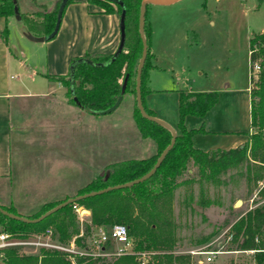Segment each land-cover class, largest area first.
Listing matches in <instances>:
<instances>
[{
	"label": "rangeland",
	"instance_id": "1",
	"mask_svg": "<svg viewBox=\"0 0 264 264\" xmlns=\"http://www.w3.org/2000/svg\"><path fill=\"white\" fill-rule=\"evenodd\" d=\"M16 3L21 12L27 4L31 9L29 12L40 14L51 10L55 0H16ZM9 18L12 24L5 40L9 39L11 52L24 63L16 72L21 76L35 64H38V72L43 71L41 52L35 51L36 57L30 54L33 42L21 35V23L13 16ZM145 18L150 27L149 46L160 54L154 75L159 87L173 89L177 96V90L193 88L197 82L205 87H216L212 91L218 93L223 89L221 81H227L231 83L230 90L239 89V97L244 103L240 99L236 115L230 114L228 109L218 115H224L226 120L235 119L241 132L247 131L249 116L245 97L250 86L248 75L253 71L248 65V40L264 29V0H177L170 5L149 4ZM28 86L40 92L53 91L50 97L54 107L39 113L54 121V127L47 128L50 132L46 139L52 137L55 141H44L46 143L40 146L41 154H48L47 166H43L40 179L29 181L24 178L25 182L23 179L21 184L14 186L19 213L31 214L48 201L73 195L114 161L146 158L154 152L152 141L138 134L131 118L132 94L124 95L111 112L95 116L85 114V119L76 122L68 118L75 108L66 104L63 88L47 81L29 82ZM222 96V108L232 103L229 99L224 101L225 96ZM232 96L233 93L229 98ZM153 101L159 107H166L168 124H175L177 109L168 95L164 91L157 92ZM222 127L217 125V129H224L225 124ZM251 133L252 130L246 132L243 143L247 148ZM231 138L211 137L206 143L207 146L226 145ZM247 158L241 167L230 168L212 180L183 184L173 190L168 203L163 206V214L170 221L167 229L174 240L173 250L219 249L221 252L207 264H227L229 261L253 264L251 257L255 251L237 250L228 237L230 224L238 216L264 202V195L259 193L264 184V167L252 163L249 155ZM188 173L192 171L188 170ZM3 187L6 191L7 187L0 185L1 190ZM6 194L8 196L9 191ZM236 200L242 201L238 207H234ZM80 207L87 211L81 220L78 219L81 223L87 220L89 210L83 205ZM53 234L56 237V233ZM89 238L87 236L83 241L84 245H89ZM114 246L107 244L103 246L104 251L113 250ZM19 252L33 255L37 250L19 249Z\"/></svg>",
	"mask_w": 264,
	"mask_h": 264
},
{
	"label": "trees",
	"instance_id": "2",
	"mask_svg": "<svg viewBox=\"0 0 264 264\" xmlns=\"http://www.w3.org/2000/svg\"><path fill=\"white\" fill-rule=\"evenodd\" d=\"M60 1L55 0L51 10L40 14L19 12L18 21L22 24L25 33L43 37L52 33L56 27L58 29L60 22H57V13ZM72 1L74 0H65L64 8ZM85 1L97 4L104 14L113 13L119 16L124 8V42L119 55L109 62L112 53H84L71 61L76 63L72 68L71 81L69 72L65 75L46 74V77L66 88L65 96L68 103L92 116L103 114L102 112L109 109L119 96L122 98L124 95L132 94L131 118L135 122L138 134L152 141L154 152L146 158L114 161L106 165L102 175L91 178L73 195L48 201L40 210L31 214L23 215L12 205L0 203L1 208L13 215L32 219L67 198L138 178L151 169L162 149L171 139V134L164 126L142 118L134 102L135 68L141 55V40L137 32L141 0ZM12 5V0H0V16L4 18L5 23L10 16L14 17ZM144 19L143 35L147 43V54L141 68L140 95L146 113L154 116L143 102L144 94L148 91L145 82L152 58V53L149 52L150 27L147 19L145 17ZM55 34L49 40L53 39ZM7 35L8 29L5 27L0 31V39L6 41ZM100 63L104 64L100 65ZM253 64L259 66V71L254 80L250 78V83L253 84L249 89V125L252 133L248 148L246 144L227 150L216 148L203 151L194 148L191 143L192 136L206 131L203 124L194 129L186 128L185 116L202 117L218 101V93L212 90L190 92L179 89L175 141L157 169L145 180L131 184L130 187L114 188L81 197L38 221L14 220L0 213V228L14 237H26L50 228L61 242H67L71 237L81 233L82 236L75 237L74 241L76 245L84 247L86 245L83 241L87 236L91 238L96 227L107 228L114 224H122L133 239L134 249L156 252L153 261H149L148 264H197L199 255L173 250L174 240L167 229L170 221L163 214V206L168 203L173 190L180 185L212 180L217 174H224L230 168L241 167L248 160V155L252 163L264 167V29L248 40V65L251 68ZM188 170L192 173L189 174ZM185 175L187 178L184 177ZM259 193L264 195V184ZM74 205H83L89 210L86 221L79 222L72 209ZM229 234L237 250H255L251 257L253 264H264V202L238 216L230 224ZM19 249L17 246L3 248L0 251V259L5 264H68L66 254L57 250L40 248L37 253L26 255L20 253ZM76 261L79 264H137L134 257L127 254L87 256L76 258ZM227 264L242 263L229 261Z\"/></svg>",
	"mask_w": 264,
	"mask_h": 264
},
{
	"label": "crops",
	"instance_id": "3",
	"mask_svg": "<svg viewBox=\"0 0 264 264\" xmlns=\"http://www.w3.org/2000/svg\"><path fill=\"white\" fill-rule=\"evenodd\" d=\"M24 5L25 9L22 12L17 5L19 12L26 13L31 10L27 4ZM16 22L19 23L18 20ZM59 22V27L54 38L43 42H36L26 38V33L21 24V35L29 42H33L31 44H34L32 45L33 48L30 54L36 57L35 51L41 52V65L44 67L41 72L36 70L38 64H35L20 76L16 71L24 66L23 61L11 52L9 39H6V41L0 39V185L7 187L6 191L4 187L2 190L0 189V203L12 205L16 209L19 205L16 196L13 194L14 186L21 184L24 178H28L29 181L36 178L40 179L43 174L42 170L47 166L46 160H48V154H41L40 146L47 141L50 142L51 139L52 143L55 141L52 137L46 139V136L50 132L47 128H53L54 126L52 125H55L54 121L46 116H40L42 114L39 113L41 111L45 112V109L48 110V108L52 109L54 107V104L51 102L52 98L50 97L53 91L52 89H48L40 92L30 88L28 83L37 81L38 83H43L47 81L55 84L56 87L63 88L62 93L66 104L72 105L75 108V110L68 114V118L77 122L86 116L85 113L81 112L75 105L68 103L65 96L66 88L60 85L59 82L48 79L46 74H67L72 59L82 56L84 53L113 52L120 37L118 16L113 13L104 14L101 8L96 7L94 4H89L85 0H74L68 3L63 10ZM11 24L10 18L5 23L4 18L0 16V31L7 27L9 35ZM149 52L152 53V58L145 82L148 91L144 94L143 102L156 118L169 123L170 120L167 118L166 107L157 106L153 101L154 95L157 92L164 91L170 100L175 103L176 109L177 96L175 90L159 87L154 75L157 71V62L159 61L160 54L151 45L149 46ZM21 55L25 56V54ZM198 74H201V71ZM248 76H250V72ZM204 78H207V76ZM221 82L223 89H219L218 101L209 111L202 117L185 116L184 124L186 128L194 129L203 124L206 131L205 133H195L192 136L191 143L194 148L203 151L216 148L227 150L228 148L242 145L247 137L246 132L250 130L249 125L247 131L241 132V129L238 128L240 126H237L235 119L226 120L224 115H221L223 117L218 115L221 112L225 113L227 109L230 114L236 115L240 99L244 103V99L239 97V89L233 91V88L230 90L231 83L227 81ZM195 84L193 88H186V90L190 92H208L216 89V87H205L203 83L195 82ZM246 92L245 103L247 116H249V90H246ZM231 93H233V96L229 98ZM222 95L225 96L224 101L228 99L232 101V103L223 108L220 104V96ZM47 97L50 98L47 100ZM177 121L178 118L175 124H169L175 131ZM249 121L250 116L248 117V124ZM224 124L226 126L224 129H217V125L224 127ZM41 133L43 135L42 139L40 138ZM211 137L232 138L226 145L211 144V146H207L206 141ZM7 191H9L8 196L6 194Z\"/></svg>",
	"mask_w": 264,
	"mask_h": 264
},
{
	"label": "built area",
	"instance_id": "4",
	"mask_svg": "<svg viewBox=\"0 0 264 264\" xmlns=\"http://www.w3.org/2000/svg\"><path fill=\"white\" fill-rule=\"evenodd\" d=\"M250 69H253L250 72V78L253 80L256 78V75L259 71V66L257 64H253ZM253 86L250 83L248 90ZM73 212L75 213L77 219L81 220V217L87 213V211L80 206H73ZM81 235L78 234V236ZM228 237H231L229 234ZM74 237L67 242H61L54 236L52 230L48 228L44 232L35 233L26 237H18V236H10L8 233L3 231L0 228V251L6 247H19L20 249L27 250H38L40 248L43 249H53L65 253L67 256L68 264H79L76 261V258H82L87 256H99V255H121L127 254L134 257L137 264H148L149 261H153L154 255L156 252L153 251H144V250H136L133 248V239L127 234L126 227L122 224H114L113 226L104 228L102 226H98L94 229L91 234V238L89 240L88 246H78L75 244ZM257 240V239H255ZM114 244L113 250L104 251L105 245ZM90 247L96 248L98 251H92ZM255 251V250H250ZM188 253L196 256H200L197 264L206 262H211L215 255L220 253L219 249H204L198 248L197 250L187 251Z\"/></svg>",
	"mask_w": 264,
	"mask_h": 264
},
{
	"label": "water",
	"instance_id": "5",
	"mask_svg": "<svg viewBox=\"0 0 264 264\" xmlns=\"http://www.w3.org/2000/svg\"><path fill=\"white\" fill-rule=\"evenodd\" d=\"M111 1H115V0H111ZM174 1H177V0H141L140 6H139V11H138V29H137V32H138V36H140V40H141V49H140L141 55L137 61V65L135 68L136 72H135V82H134V86H135L134 102H136L138 112L142 118H144V119L146 118L150 121H153L159 125L164 126L169 131V133L171 134V139H170L169 143L162 149V152L159 154V156L155 160L151 169L148 170L144 175H142L138 178L132 179L129 182H125V183H121V184H115L112 187H107V188L99 189L97 191L84 193V194H81V196L67 198L64 201H62V202L56 204L55 206L51 207L50 209H48V211H46V212H44V213L40 214L39 216L32 218V219L23 218V217L16 215V214L13 215V214L5 211L3 208L0 207V213L1 214L5 215L11 219H14V220L18 219V220H22L24 222L38 221V220L46 217L49 213H51V212H53V211H55L61 207H64V205L70 204V203L74 202L75 200L81 199V197L92 196V195H95L97 193L113 190L114 188L130 187L131 184L145 180L148 176H150L157 169L159 164L162 162V159L167 154L168 150L172 147V145L175 141L176 134H175L174 128H172L164 120H162V119L160 120L159 118H156L155 116H151V115L147 114L145 109L143 108V103L141 102L140 76H141V72H142L141 68L143 66V62H144L146 54H147V52H146L147 51V43H146L145 36L143 35V27H144V22H145L144 17H145L146 7L149 4L170 5V4H173ZM64 3H65V0H61L59 3L58 13H57V22L58 23H59L61 11L63 10V8L65 6ZM12 4H13L12 6H13L14 17L16 18V20H19L18 19L19 10H18V6L16 4V0H12ZM121 6H123L122 3H121ZM123 16H124V8H122L121 13L118 16V20H119L118 31H119V36H120L119 41H118V44H117L115 50L113 52H111L112 56L110 57L109 62L114 60L119 55V52L121 51V49L123 47V42H124V36H123L124 20H123ZM56 30H57V27L55 28V30L52 33L45 35L43 37H36V36H33L29 33H26L25 37L32 40V41L43 42V41L49 40L50 37L54 33H56ZM74 64H76V63L75 62L71 63L69 65V68H68L70 81L72 80V68H73ZM103 64L104 63H100V65H103ZM120 99H121V96H119L115 100L114 104L109 109L103 111L102 113L111 112V110H113L119 104ZM100 175H102V173ZM240 204H241V200H236L234 203V207H238ZM0 264H5V263L0 259Z\"/></svg>",
	"mask_w": 264,
	"mask_h": 264
}]
</instances>
